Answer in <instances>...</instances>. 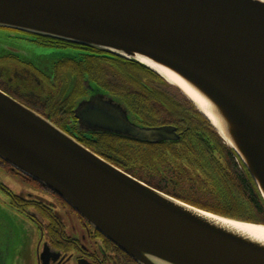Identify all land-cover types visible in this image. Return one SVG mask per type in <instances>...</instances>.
<instances>
[{"label": "water", "instance_id": "obj_1", "mask_svg": "<svg viewBox=\"0 0 264 264\" xmlns=\"http://www.w3.org/2000/svg\"><path fill=\"white\" fill-rule=\"evenodd\" d=\"M0 27L85 44L161 75L240 157L264 201V0H0ZM9 54L34 64L0 29V58ZM88 114L79 116L103 125ZM150 135L178 137L174 126ZM0 158L61 195L139 264H264V235L246 228L264 223L151 187L1 89Z\"/></svg>", "mask_w": 264, "mask_h": 264}, {"label": "flooded vegetation", "instance_id": "obj_2", "mask_svg": "<svg viewBox=\"0 0 264 264\" xmlns=\"http://www.w3.org/2000/svg\"><path fill=\"white\" fill-rule=\"evenodd\" d=\"M0 29L27 56L31 49L44 48L60 57L51 72L21 57H1L3 68H13L8 77L0 72L1 90L120 170L189 202L183 195V187L189 184L176 179L172 165L189 164L197 149L207 157L217 155L218 150L211 138H206V147L195 146L200 142L195 129L201 134L205 125L197 107L183 93L161 75L117 54L30 31ZM85 112H89L88 119H99L103 125L96 128L81 119ZM162 126H174L178 137L154 140L151 129ZM135 131L141 136H135ZM174 154L180 159H174ZM232 155L234 170L243 174L240 157ZM0 166L29 186V190L17 191L0 180V188L8 197L2 208H7L12 219L25 229L26 242L22 246L32 242L38 230L40 233L36 259L22 260L18 255L15 261H7L9 245L0 241V264H139L61 195L11 165L2 164L1 158ZM6 218L0 209V225L5 227Z\"/></svg>", "mask_w": 264, "mask_h": 264}, {"label": "trees", "instance_id": "obj_3", "mask_svg": "<svg viewBox=\"0 0 264 264\" xmlns=\"http://www.w3.org/2000/svg\"><path fill=\"white\" fill-rule=\"evenodd\" d=\"M1 71H4L6 77H8L12 74L13 68L11 66L3 68L0 62ZM200 116L203 118L205 131L198 134L195 129V135L200 137V142L195 146L197 148L199 146L206 147L209 143L206 138H211L214 145L217 142L218 154L207 157L204 156L202 150L197 149L198 153L189 164L186 161L172 165L174 174L177 173L176 179L187 185L189 184L188 187H183L185 190L183 195L189 201L188 203L204 210L229 218L263 224L264 201L260 196L253 176L248 172L243 162L244 173L239 175L236 173L234 166H232V154L236 155L234 150L224 143V140L208 119L201 113ZM185 158L190 160L189 157ZM174 159L179 160L180 158L174 154ZM1 163L10 166L3 159H1Z\"/></svg>", "mask_w": 264, "mask_h": 264}, {"label": "rangeland", "instance_id": "obj_4", "mask_svg": "<svg viewBox=\"0 0 264 264\" xmlns=\"http://www.w3.org/2000/svg\"><path fill=\"white\" fill-rule=\"evenodd\" d=\"M46 50L47 49L44 48L31 49L28 51V57L29 59L33 60L35 66L39 69L46 72H51L53 64L60 57H58L56 53L52 52L51 54L49 52L50 50ZM22 58L26 59V57L24 56H22ZM0 180L17 191L29 190V186H26V184H24L20 176L13 174L12 172L6 170L5 168H2L1 166ZM7 198L8 197L6 196L5 192H3L0 188V209L3 215H6L7 217V224L5 225V227L3 225H0V241L3 240L9 245L8 251H10V253L8 255L7 261H15L18 255H20L19 258H21L22 260L36 259V249L40 234L39 230L33 235L34 240L32 242L22 246L24 242H26L25 229H23V227L19 224L18 220L15 221L14 219H12V217L10 216L11 213L7 208H2V205ZM20 248H22L23 256L20 254Z\"/></svg>", "mask_w": 264, "mask_h": 264}, {"label": "bare ground", "instance_id": "obj_5", "mask_svg": "<svg viewBox=\"0 0 264 264\" xmlns=\"http://www.w3.org/2000/svg\"><path fill=\"white\" fill-rule=\"evenodd\" d=\"M142 62H145L146 64H150L152 67H154L153 64H151L150 62H148L146 59L142 58L141 59ZM160 72H163L164 74L168 75V77L171 79L173 78L172 74H169L168 72L160 69ZM225 143V142H224ZM246 228L248 230H251L252 232H255L258 236L262 237L264 235V227H256V226H246Z\"/></svg>", "mask_w": 264, "mask_h": 264}]
</instances>
